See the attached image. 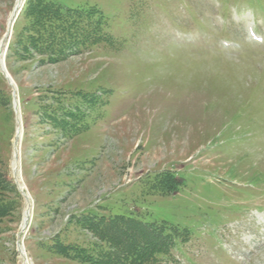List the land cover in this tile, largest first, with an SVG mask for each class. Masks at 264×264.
Wrapping results in <instances>:
<instances>
[{"label":"rangeland","instance_id":"1","mask_svg":"<svg viewBox=\"0 0 264 264\" xmlns=\"http://www.w3.org/2000/svg\"><path fill=\"white\" fill-rule=\"evenodd\" d=\"M39 1L18 16L5 66L22 187L0 70V264H22L26 195L30 264H86L57 243L93 255L82 219L119 214L184 233L158 264H264V0H43L102 17L100 43L88 32L58 60L25 46ZM14 3L0 0V41Z\"/></svg>","mask_w":264,"mask_h":264},{"label":"trees","instance_id":"2","mask_svg":"<svg viewBox=\"0 0 264 264\" xmlns=\"http://www.w3.org/2000/svg\"><path fill=\"white\" fill-rule=\"evenodd\" d=\"M39 2V8L36 6L33 11V4L27 6L26 16L30 25L23 30L29 38L26 49H34L39 54L49 53L53 60L58 56L64 59L79 52L81 41L88 32L90 45L102 41L101 31L104 29L97 10L82 11L64 8L60 4H46L43 0ZM95 15L100 19H95ZM32 32L37 36H30ZM157 183L162 187L168 183L167 189L176 186L168 177H161ZM3 210V206H0V215L4 213ZM81 222L101 243L96 245L97 252L90 255L83 248L75 249L77 247L65 246L61 242L57 243V250L66 258L86 264H158L162 256L170 255V250L184 234L179 227L174 229V226L164 223L146 222L134 215L119 214L109 218L86 216ZM133 235L140 238V243L125 246Z\"/></svg>","mask_w":264,"mask_h":264},{"label":"bare ground","instance_id":"3","mask_svg":"<svg viewBox=\"0 0 264 264\" xmlns=\"http://www.w3.org/2000/svg\"><path fill=\"white\" fill-rule=\"evenodd\" d=\"M26 1L27 0H15L14 9L11 11V13L9 14V17H8L6 35H4V37L5 36H7V37L0 41V70L3 73V75L7 78V80L9 81V84L13 88H15L14 109L16 112L17 126H16V131H15V134H16L15 141L13 143L14 144V152H13V157H12V172L15 173L16 169H18L17 180H18V183L21 187L23 185L21 178H20V173H19L20 147H21V141L23 138V129L21 126V123H22L21 122V113H19L20 107H19V100H18V96H17L16 86L13 83L9 74L7 73L5 66H6V57H7V53H8L9 40H10L11 35L13 34L15 22H16L18 16L20 15ZM19 134H21V136H19ZM25 197H26V206H25L23 216H22V221L20 224L18 251H19L20 256H21L22 264H30V262L27 258L26 250L24 248V240H25V237L27 235L29 225L32 221L33 210H32V202H31L29 196L26 195ZM243 260L245 261L244 258H243ZM246 261H248V260H246Z\"/></svg>","mask_w":264,"mask_h":264},{"label":"water","instance_id":"4","mask_svg":"<svg viewBox=\"0 0 264 264\" xmlns=\"http://www.w3.org/2000/svg\"><path fill=\"white\" fill-rule=\"evenodd\" d=\"M14 90H15V88H14ZM13 96L15 97V94ZM19 136H21V134H19Z\"/></svg>","mask_w":264,"mask_h":264}]
</instances>
